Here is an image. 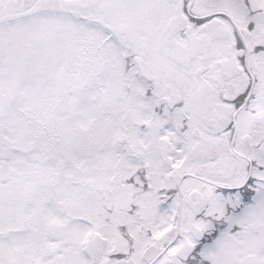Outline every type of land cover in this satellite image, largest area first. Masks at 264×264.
Here are the masks:
<instances>
[{
  "label": "snow or ice",
  "instance_id": "snow-or-ice-1",
  "mask_svg": "<svg viewBox=\"0 0 264 264\" xmlns=\"http://www.w3.org/2000/svg\"><path fill=\"white\" fill-rule=\"evenodd\" d=\"M0 264H264V0H0Z\"/></svg>",
  "mask_w": 264,
  "mask_h": 264
}]
</instances>
